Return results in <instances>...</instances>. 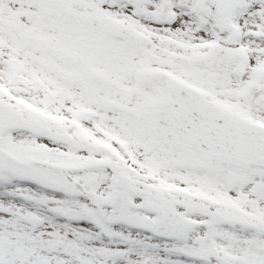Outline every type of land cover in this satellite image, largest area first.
<instances>
[{
	"label": "snow or ice",
	"instance_id": "6c2138e0",
	"mask_svg": "<svg viewBox=\"0 0 264 264\" xmlns=\"http://www.w3.org/2000/svg\"><path fill=\"white\" fill-rule=\"evenodd\" d=\"M0 264H264V0H0Z\"/></svg>",
	"mask_w": 264,
	"mask_h": 264
}]
</instances>
